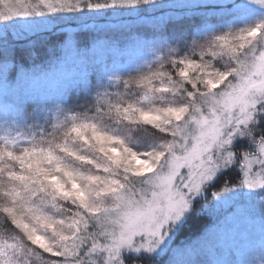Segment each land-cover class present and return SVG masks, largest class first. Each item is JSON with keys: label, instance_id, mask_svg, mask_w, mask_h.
I'll return each instance as SVG.
<instances>
[{"label": "snow or ice", "instance_id": "6c2138e0", "mask_svg": "<svg viewBox=\"0 0 264 264\" xmlns=\"http://www.w3.org/2000/svg\"><path fill=\"white\" fill-rule=\"evenodd\" d=\"M163 256L264 264V0H0V264Z\"/></svg>", "mask_w": 264, "mask_h": 264}, {"label": "trees", "instance_id": "16d2710c", "mask_svg": "<svg viewBox=\"0 0 264 264\" xmlns=\"http://www.w3.org/2000/svg\"><path fill=\"white\" fill-rule=\"evenodd\" d=\"M209 223H211V218L207 216H194L189 222L188 226L175 235L173 245L176 247H180L194 241L199 233L203 230V228L206 227ZM167 260L168 256H163L160 259H156L153 264H167Z\"/></svg>", "mask_w": 264, "mask_h": 264}, {"label": "rangeland", "instance_id": "374dc122", "mask_svg": "<svg viewBox=\"0 0 264 264\" xmlns=\"http://www.w3.org/2000/svg\"><path fill=\"white\" fill-rule=\"evenodd\" d=\"M258 18H259L258 15H256V14L252 15V16H250V17L248 18V23H254ZM130 23H132V22L130 21ZM143 54H144V53L141 52V51H139V50H137V51H128V52H125V53L123 54V60L125 61V64H131V63H133L135 60H137L140 56H142ZM40 87H41V88H50V89H54V87H55V81H54V80L49 81V82H47V83H45V84L40 85ZM174 238H175V237H174ZM174 238H173V240H172V247H173V248H176V246L173 245V243H174ZM169 254H171V253H169ZM161 258H162V257H161ZM214 258H219V256L217 255V256H215ZM157 259H160V258H157Z\"/></svg>", "mask_w": 264, "mask_h": 264}]
</instances>
